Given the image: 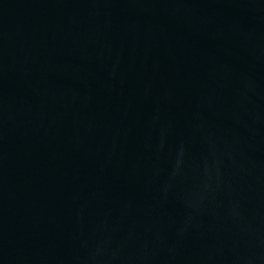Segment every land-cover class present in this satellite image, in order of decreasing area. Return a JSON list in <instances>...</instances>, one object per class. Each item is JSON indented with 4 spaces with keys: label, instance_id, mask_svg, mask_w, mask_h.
Segmentation results:
<instances>
[{
    "label": "water",
    "instance_id": "1",
    "mask_svg": "<svg viewBox=\"0 0 264 264\" xmlns=\"http://www.w3.org/2000/svg\"><path fill=\"white\" fill-rule=\"evenodd\" d=\"M0 117L264 172V0H0Z\"/></svg>",
    "mask_w": 264,
    "mask_h": 264
}]
</instances>
